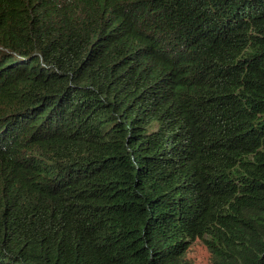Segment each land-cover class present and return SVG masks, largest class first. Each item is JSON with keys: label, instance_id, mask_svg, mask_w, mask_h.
I'll list each match as a JSON object with an SVG mask.
<instances>
[{"label": "trees", "instance_id": "16d2710c", "mask_svg": "<svg viewBox=\"0 0 264 264\" xmlns=\"http://www.w3.org/2000/svg\"><path fill=\"white\" fill-rule=\"evenodd\" d=\"M198 243L264 264V0H0V264Z\"/></svg>", "mask_w": 264, "mask_h": 264}, {"label": "rangeland", "instance_id": "374dc122", "mask_svg": "<svg viewBox=\"0 0 264 264\" xmlns=\"http://www.w3.org/2000/svg\"><path fill=\"white\" fill-rule=\"evenodd\" d=\"M187 256L192 264H211L209 252L201 243L195 244Z\"/></svg>", "mask_w": 264, "mask_h": 264}, {"label": "bare ground", "instance_id": "6f19581e", "mask_svg": "<svg viewBox=\"0 0 264 264\" xmlns=\"http://www.w3.org/2000/svg\"><path fill=\"white\" fill-rule=\"evenodd\" d=\"M138 110V109H137ZM123 126V125H122ZM126 128V127H125ZM40 167V166H39ZM64 210V209H63ZM13 214V213H12Z\"/></svg>", "mask_w": 264, "mask_h": 264}]
</instances>
